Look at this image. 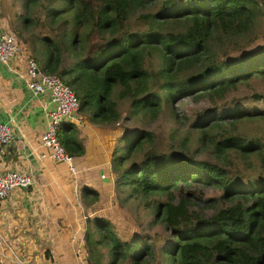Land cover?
<instances>
[{
	"label": "trees",
	"instance_id": "1",
	"mask_svg": "<svg viewBox=\"0 0 264 264\" xmlns=\"http://www.w3.org/2000/svg\"><path fill=\"white\" fill-rule=\"evenodd\" d=\"M21 9L22 57L69 85L88 121L124 129L110 156L119 206L138 199L167 231L156 244L86 216L87 264H104L102 248L106 264H264V84L249 83L264 76V0H23ZM38 24L46 31H30ZM190 94L206 105L180 136L120 122L166 106L175 116L174 100ZM56 134L84 153L77 125L64 120ZM210 185L219 193L207 195ZM80 191L84 205L100 197Z\"/></svg>",
	"mask_w": 264,
	"mask_h": 264
},
{
	"label": "crops",
	"instance_id": "2",
	"mask_svg": "<svg viewBox=\"0 0 264 264\" xmlns=\"http://www.w3.org/2000/svg\"><path fill=\"white\" fill-rule=\"evenodd\" d=\"M1 5L0 31L2 23L6 22L1 15H7ZM36 56L40 58L39 54ZM25 61V57L14 61L12 70L0 61V120L7 121L13 132L11 142L0 148V172L9 168L25 170L34 175L35 182L13 189L0 200V229L31 264H80L75 245L77 240L81 245L78 234L83 230L85 215L76 200L77 187L65 164L43 156L46 148L41 145L39 136L45 127L44 108L50 105V98L48 91L35 95L26 87ZM83 116L84 121L78 127L85 149L83 154L75 156L78 165L83 167L81 171L90 178L88 184L100 192L105 184H111L110 173L109 180L100 177L102 171H110L111 154L107 153L104 164L95 163L93 152L98 150L94 148L93 134L102 123H92ZM96 134L101 135V132ZM95 174L98 181L92 185L90 181H96ZM80 256L83 257L82 251ZM1 264L17 263L1 259Z\"/></svg>",
	"mask_w": 264,
	"mask_h": 264
},
{
	"label": "rangeland",
	"instance_id": "3",
	"mask_svg": "<svg viewBox=\"0 0 264 264\" xmlns=\"http://www.w3.org/2000/svg\"><path fill=\"white\" fill-rule=\"evenodd\" d=\"M23 0H0V3H2V7L4 8V11L7 15H1V18L5 19L6 22L4 24L2 23L1 30L6 29L10 32H13L16 35V32L14 31L15 26L17 24L16 21V13L19 11H22L21 5ZM38 10H36V13ZM33 30L35 32H44L46 31V25L44 24H38L33 25L30 27V31ZM29 31L26 29L25 33H28ZM17 36V35H16ZM41 48L42 46L39 45ZM157 64V61L156 63ZM25 77V75H24ZM249 83L255 87H258L259 85L264 84V76L253 78L249 81ZM194 94L186 95L182 98L176 99L173 102V107H175L176 115L172 116L169 107L166 106V108L158 113V115L153 118L149 119V117H144L139 115L138 118H129L127 120H124L123 118L120 119L121 124L124 123V126L126 127V131L129 133L130 129H133L137 126L145 127L152 129L156 133L160 132H168L173 129L177 130L178 133L184 134L186 129L189 126V122L193 120V111L201 106L206 105V101L202 99H194L192 96ZM122 115H125V107H121ZM101 132V135H97L96 132ZM124 132V129L119 125H108L105 123L99 124L98 129L94 130V148L98 150V152H93L96 154L95 157V163L102 165L104 164V160L107 158V153L109 152V156L111 154V147H113V144L116 142L117 138ZM98 137V138H97ZM177 137V136H176ZM110 149V150H109ZM101 154V155H100ZM77 161V158H76ZM78 165V162H77ZM80 171L77 173V178L80 180L78 182L77 191L75 192L76 200L83 210V214L85 217L88 218L95 215V213H101L102 215H106L108 218L112 219L113 223L116 225H119L120 227H124L125 229L130 228H136L137 230L142 231L143 234H150L152 237L157 238L156 244L162 243V239L164 235L167 233L165 231L163 225L159 222L153 221L154 214L151 212V210L144 206L142 202H139L138 199H135V201H129L125 203L122 206H119L118 199L114 194L113 190V178L110 185L105 184L104 187H101V191L99 192L101 195L99 199L95 202H92L90 204H85L83 202V199L81 197V191L80 188L82 185H89V176L87 173H84V170L81 171L83 168L82 165H78ZM111 174V170L106 174ZM96 175V181L94 182L90 181L92 185H94L98 181L97 174ZM80 177V179H79ZM193 185V184H192ZM91 186V185H89ZM193 186H198V184H194ZM207 195L216 194L219 193V189H217L214 186H208V188L205 190ZM85 217L83 218V230H85L86 227V220ZM81 219V218H80ZM83 230H80V233L78 234L81 237L80 243L81 245H78V240L75 245V248L77 250V257L80 259V264H87L84 257L80 256V251H82V239L83 236ZM76 236V235H75ZM128 236V235H126ZM11 250H8L5 248L3 249V252L5 254L7 253L9 255V260L15 261L13 259H16V256L23 262V264H31L28 259L22 258V255L18 251V246L15 244L9 243ZM80 248V250H79ZM102 251L104 252L103 261L104 264L107 262V256L105 254V248H102ZM83 254V252H82ZM19 255L21 257H19ZM85 255V253H84ZM13 258V259H12ZM1 256H0V264H1ZM7 260L6 258H4ZM3 261V260H2ZM54 264V263H52ZM124 264H128L127 262ZM148 264H161L158 257L154 258V260H150V263Z\"/></svg>",
	"mask_w": 264,
	"mask_h": 264
},
{
	"label": "built area",
	"instance_id": "4",
	"mask_svg": "<svg viewBox=\"0 0 264 264\" xmlns=\"http://www.w3.org/2000/svg\"><path fill=\"white\" fill-rule=\"evenodd\" d=\"M23 44L17 36L6 29L0 31V61L5 63L9 69H14V61L22 59ZM25 81L26 87L35 95L48 91L50 105L44 108L46 123L44 130L39 136L41 145L46 148L44 155L49 156L55 162L65 164L72 178L73 184L78 187L77 173L79 171L76 156L65 149L59 141L56 128L62 121L67 120L79 126L84 121L80 113V101L72 88L65 84L55 73L42 72L33 57H25ZM12 126L4 120H0V148L9 144L12 140ZM103 179L110 178L105 172L100 173ZM35 177L31 172L19 169H5L0 172V200L7 197L13 189L33 185ZM11 250L6 236L0 229V256L9 259V255L3 249ZM19 257H21L19 255ZM23 258V257H22ZM13 259V258H12ZM15 262L23 264L16 256Z\"/></svg>",
	"mask_w": 264,
	"mask_h": 264
}]
</instances>
